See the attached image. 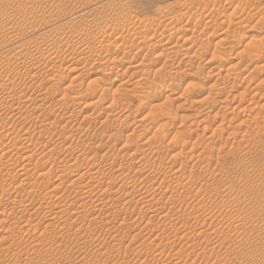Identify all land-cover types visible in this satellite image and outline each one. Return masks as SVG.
<instances>
[{
    "label": "rangeland",
    "instance_id": "374dc122",
    "mask_svg": "<svg viewBox=\"0 0 264 264\" xmlns=\"http://www.w3.org/2000/svg\"><path fill=\"white\" fill-rule=\"evenodd\" d=\"M0 264H264V0H0Z\"/></svg>",
    "mask_w": 264,
    "mask_h": 264
}]
</instances>
